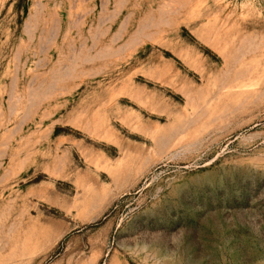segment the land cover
Segmentation results:
<instances>
[{
    "label": "rangeland",
    "instance_id": "1",
    "mask_svg": "<svg viewBox=\"0 0 264 264\" xmlns=\"http://www.w3.org/2000/svg\"><path fill=\"white\" fill-rule=\"evenodd\" d=\"M0 264H264V0H0Z\"/></svg>",
    "mask_w": 264,
    "mask_h": 264
}]
</instances>
